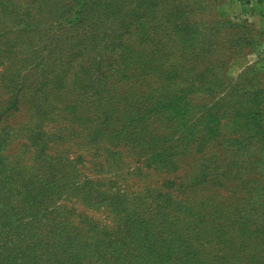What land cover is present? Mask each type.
Segmentation results:
<instances>
[{
  "label": "trees",
  "instance_id": "1",
  "mask_svg": "<svg viewBox=\"0 0 264 264\" xmlns=\"http://www.w3.org/2000/svg\"><path fill=\"white\" fill-rule=\"evenodd\" d=\"M180 3L0 0L2 36H19L23 47L7 45L2 58L0 117L24 109L43 122L72 119L99 142L138 153L144 166L184 170L181 186L210 187L213 248L264 264V171L244 152L249 133H264V109L210 102L209 43L193 54L197 25ZM226 118L232 130L226 124L220 136Z\"/></svg>",
  "mask_w": 264,
  "mask_h": 264
},
{
  "label": "rangeland",
  "instance_id": "2",
  "mask_svg": "<svg viewBox=\"0 0 264 264\" xmlns=\"http://www.w3.org/2000/svg\"><path fill=\"white\" fill-rule=\"evenodd\" d=\"M179 1L197 25L193 54L209 43L202 56L210 61V102L263 110L264 0ZM5 27L0 73L7 45L23 48L19 36H2ZM6 97L0 91V108ZM229 121L220 136L226 124L232 130ZM77 125L24 109L0 117V264H240L210 243L209 186H181L184 170L144 166L138 153ZM249 134L245 157L264 171V133Z\"/></svg>",
  "mask_w": 264,
  "mask_h": 264
}]
</instances>
